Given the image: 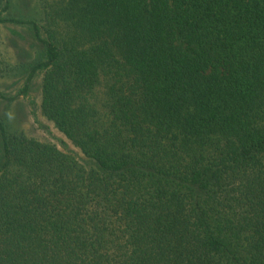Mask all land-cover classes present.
<instances>
[{"label": "trees", "instance_id": "1", "mask_svg": "<svg viewBox=\"0 0 264 264\" xmlns=\"http://www.w3.org/2000/svg\"><path fill=\"white\" fill-rule=\"evenodd\" d=\"M40 5L0 0L40 46L17 96L41 74L79 153L0 119V264H264V0Z\"/></svg>", "mask_w": 264, "mask_h": 264}, {"label": "rangeland", "instance_id": "2", "mask_svg": "<svg viewBox=\"0 0 264 264\" xmlns=\"http://www.w3.org/2000/svg\"><path fill=\"white\" fill-rule=\"evenodd\" d=\"M12 3V16L39 18L41 0H12ZM39 56L40 46L30 27L17 23L0 24V92L3 95L0 96V119L12 134L25 132L29 137L79 153L78 148L41 111V74L36 77L28 95L17 96L31 63ZM3 156L0 134V164Z\"/></svg>", "mask_w": 264, "mask_h": 264}]
</instances>
